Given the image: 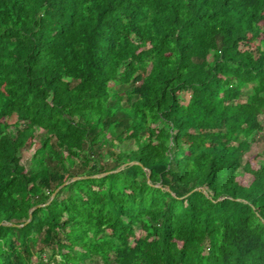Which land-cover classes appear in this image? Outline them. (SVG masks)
Instances as JSON below:
<instances>
[{"label":"trees","instance_id":"trees-1","mask_svg":"<svg viewBox=\"0 0 264 264\" xmlns=\"http://www.w3.org/2000/svg\"><path fill=\"white\" fill-rule=\"evenodd\" d=\"M263 120L264 0H0V264H264Z\"/></svg>","mask_w":264,"mask_h":264},{"label":"rangeland","instance_id":"rangeland-1","mask_svg":"<svg viewBox=\"0 0 264 264\" xmlns=\"http://www.w3.org/2000/svg\"><path fill=\"white\" fill-rule=\"evenodd\" d=\"M264 121V120H263ZM258 145H260V147L264 146V135L262 134V137L259 138L258 140ZM31 153L32 150H23V152L21 153V157H22V161L21 163H23L24 165H28L29 161H31Z\"/></svg>","mask_w":264,"mask_h":264},{"label":"water","instance_id":"water-1","mask_svg":"<svg viewBox=\"0 0 264 264\" xmlns=\"http://www.w3.org/2000/svg\"><path fill=\"white\" fill-rule=\"evenodd\" d=\"M74 179H77V178H73L72 180H74ZM67 183V182H66ZM65 183V184H66ZM36 207H34V208H32L31 210H30V214L32 213V211L35 209ZM12 225H14V224H12ZM21 226V225H20Z\"/></svg>","mask_w":264,"mask_h":264}]
</instances>
